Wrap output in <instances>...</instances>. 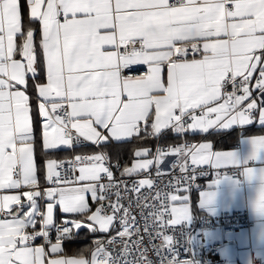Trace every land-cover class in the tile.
I'll use <instances>...</instances> for the list:
<instances>
[{
    "label": "snow or ice",
    "instance_id": "obj_1",
    "mask_svg": "<svg viewBox=\"0 0 264 264\" xmlns=\"http://www.w3.org/2000/svg\"><path fill=\"white\" fill-rule=\"evenodd\" d=\"M253 123L264 125V0H0V264H196L181 255L192 243L193 214L180 193L189 192L197 169L235 164L236 153L214 151L211 142L157 147L152 158L151 149L136 150L144 159L121 177L155 166L157 177H170L163 187L150 177L131 187L115 179L103 151L52 154L84 142ZM251 144L259 159L264 136ZM169 156L177 159L162 171ZM246 176L255 179V170ZM144 188L153 191L141 195ZM201 196L206 207L216 193ZM57 211L65 215L58 219ZM117 223L107 241L66 253L82 229L109 233ZM178 228L183 239L169 234Z\"/></svg>",
    "mask_w": 264,
    "mask_h": 264
},
{
    "label": "crops",
    "instance_id": "obj_2",
    "mask_svg": "<svg viewBox=\"0 0 264 264\" xmlns=\"http://www.w3.org/2000/svg\"><path fill=\"white\" fill-rule=\"evenodd\" d=\"M25 16L27 17V6L24 8ZM37 30V40L39 39V25H35ZM44 79L43 74L40 77ZM28 94L31 97V105L33 108V124L34 135L36 137V152L37 161L40 165L41 183L46 186L43 181L44 160L45 156L41 153V117L37 111L36 91L32 87V81L29 80ZM264 136V125L253 123L247 126H234L229 130H221L219 132L212 131L210 134H199L189 132L185 138L195 143L211 142L214 151H225L236 153L237 162L232 165L219 168H237L245 167V181L241 182L230 178H220L216 180L205 179V186L201 190H192L188 193L181 192V195L187 194L190 199V207L192 209L193 218L199 220L202 216L215 217L224 211H246L251 219V225L246 228H241L237 232H223L220 229L207 231L202 236L199 231H194L190 237L192 243L190 248L196 259V264H202L201 254L204 245H218L227 241H234L231 244L222 246L221 256L229 264H264V217L257 216L253 210V200L256 194V188L259 185V178L264 175V153L260 154L259 159H252L253 146L251 140L256 137ZM183 136L173 133L168 130L159 138L138 139L136 137L124 141L110 140L106 144L99 147L92 145L84 149H61L55 151L51 158L63 160L72 157L73 154H93L96 152H106L112 159L122 164V167H132L133 163L139 159L134 155L135 151L140 148H149L151 152L149 157L152 158L156 148L167 143H175L182 140ZM168 158V157H167ZM167 158L160 165L166 167ZM209 167V166H202ZM215 167V166H212ZM156 167L148 169L144 172L152 171ZM217 168V167H216ZM254 169L256 178L249 181L246 172L248 169ZM219 181V183H217ZM213 191L216 193L214 202L206 207H201V193ZM89 204L93 210L96 208V203L89 197ZM65 214L57 211V218L61 219ZM3 218V217H0ZM114 229L109 233H90L87 229H82L77 235L76 240L66 245V253L75 255L82 249H91L94 247L96 239L105 240V237L113 234ZM87 254V253H85Z\"/></svg>",
    "mask_w": 264,
    "mask_h": 264
},
{
    "label": "built area",
    "instance_id": "obj_3",
    "mask_svg": "<svg viewBox=\"0 0 264 264\" xmlns=\"http://www.w3.org/2000/svg\"><path fill=\"white\" fill-rule=\"evenodd\" d=\"M188 133H185L183 135V139L180 141H177L175 143L172 144H164L162 147L160 148H166L169 146H176L179 144H183V143H195L194 141H190L188 140L186 137ZM91 146V143L89 142H84L81 145L76 146L75 148H79V147H83L85 148ZM74 148V149H75ZM107 155L109 156V154L107 153ZM71 158V157H70ZM67 158V159H70ZM177 158L174 156H169L167 158V166L166 167H160V169L163 170H168L170 165L176 160ZM109 160H110V164L112 166V170L114 173V178L117 180H124L128 182V186L131 187L132 183L136 180L139 179H143V178H151L155 181V186L156 187H163L164 183H166L170 177L168 176H163V177H157L156 176V171L157 169L155 168L152 171H148V172H144L142 174H138V175H133V176H124L121 177L120 173L123 171V167L122 164L120 162H117L113 159H111V157L109 156ZM117 165L119 167H117ZM199 173H201L199 175ZM176 175H180V173L177 171ZM220 178H230L233 180H238V181H245V167L244 166H240L237 168H216V167H201L199 169H197V179L194 181H191V187L189 189V191L192 190H201L204 188L205 183L204 180L205 179H209V180H216V179H220ZM47 186V185H46ZM150 191L153 190H149L147 188L141 189V195L147 194ZM168 191H172L171 189H168ZM129 196L131 199H135V193H129ZM158 203V202H157ZM125 204L127 205V201H125ZM98 205H96L97 207ZM133 214L137 215V218L139 219V210L136 209L135 207H133ZM251 225V219L248 215V212L246 211H238V210H234V211H224L219 213L217 216L215 217H209V216H202L199 220H197L196 218H193L190 226L187 229L186 234L187 235H191L194 231H199L200 234L203 236L205 232L207 231H213V230H217L220 229L223 232H237L239 230H241V228H246L248 226ZM120 230V226L117 223L115 225L114 228V232L113 234L109 235L108 237H105V241H107V239L113 235H115L118 231ZM179 232L180 229L178 228L176 230L175 233H172L170 231L169 234H174L176 235V237L178 239H183L182 237L179 236ZM53 239L55 237V233L53 232ZM234 241L230 240L227 242H223L221 244L218 245H204L203 250H202V254H201V261L202 264H229V262H227L226 260H224L221 256V250H222V246L225 244H233ZM190 246L186 247L183 251H181V255L184 258H189V259H195L192 250L190 248ZM153 259H155V256L153 255L152 257Z\"/></svg>",
    "mask_w": 264,
    "mask_h": 264
},
{
    "label": "clouds",
    "instance_id": "obj_4",
    "mask_svg": "<svg viewBox=\"0 0 264 264\" xmlns=\"http://www.w3.org/2000/svg\"><path fill=\"white\" fill-rule=\"evenodd\" d=\"M259 180L252 206L257 216L264 217V178L261 176Z\"/></svg>",
    "mask_w": 264,
    "mask_h": 264
},
{
    "label": "trees",
    "instance_id": "obj_5",
    "mask_svg": "<svg viewBox=\"0 0 264 264\" xmlns=\"http://www.w3.org/2000/svg\"><path fill=\"white\" fill-rule=\"evenodd\" d=\"M167 144H170V143H167ZM163 145H164V144H163ZM163 145H162V146H163ZM162 146H160V147H162ZM89 147H91V146H89ZM85 148H88V147L85 146ZM75 149H84V148H83V147H79V148H75ZM109 156H110V155H109ZM110 157H111V156H110ZM111 159H112V157H111ZM113 160H114V159H113Z\"/></svg>",
    "mask_w": 264,
    "mask_h": 264
}]
</instances>
